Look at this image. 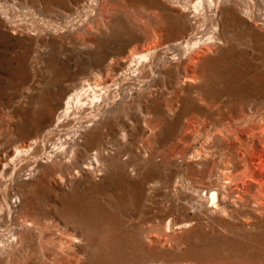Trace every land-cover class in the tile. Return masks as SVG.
<instances>
[{
  "label": "rangeland",
  "instance_id": "obj_1",
  "mask_svg": "<svg viewBox=\"0 0 264 264\" xmlns=\"http://www.w3.org/2000/svg\"><path fill=\"white\" fill-rule=\"evenodd\" d=\"M211 1L0 0V230L65 226L84 264H264V0ZM145 68L105 117L61 137L65 156L9 184L14 148L56 129L75 87L107 92ZM50 80L61 97L44 94ZM105 118L102 163H70ZM17 253L43 264L39 246Z\"/></svg>",
  "mask_w": 264,
  "mask_h": 264
},
{
  "label": "bare ground",
  "instance_id": "obj_2",
  "mask_svg": "<svg viewBox=\"0 0 264 264\" xmlns=\"http://www.w3.org/2000/svg\"><path fill=\"white\" fill-rule=\"evenodd\" d=\"M211 2L214 5L215 1L212 0ZM196 5L193 6L194 9H196ZM220 5L218 3V7ZM192 40L194 38L186 42L187 47H189L188 42H193V47H198L200 40ZM146 58L147 56L144 55L136 57V65L138 66ZM150 67L151 65L149 69ZM149 69L143 71L140 78L125 76L120 83L116 84L114 88L109 89L107 92L104 91V88L99 83L91 84L87 82L80 89L75 87L72 93L64 99V107L57 119L58 126L55 127L56 129L49 131L41 140L34 139L31 143H24L14 148L11 155L13 157L11 160L14 162V170L10 174L9 184L14 182V178L24 169L34 167L38 162L46 163V161L53 157L50 154L51 152L55 154L60 153L61 156H65L67 154V147L65 143L61 142V137L63 135L69 136L85 123H91L93 125L97 120L105 117L111 108L117 104L121 88L124 85L140 83L144 81L145 76L150 77L152 74L148 71ZM46 87L49 89L45 90L44 94L49 95L50 99L61 97L64 90L60 81L56 84L55 81L50 80L46 82ZM109 124H111L110 120L105 118L102 125L95 129L96 132L84 134L81 141L82 148L79 151H74L70 158L72 159L70 163H80L84 165V169L100 165L104 158V153L107 151V147L111 145V142L105 140V138L111 137L113 132L115 133L114 128ZM105 128L107 129L106 132L104 131ZM49 149H51L50 152L48 151ZM87 151H90L92 155L84 159L83 155ZM217 199V190L210 189L207 193V201L211 203L210 207L213 205L217 207L215 205ZM5 207L7 208L8 216H11V207L9 205ZM12 222L9 220L0 230V236L6 237V240L0 242V257L4 260L3 264H19V261H16V255L25 245H28L29 248L40 247L43 264L85 263V261H81L77 253H74L82 247L79 245V237L74 234L75 231L71 232L60 224L52 223L51 225H44L38 221L36 222V220L28 222L22 221L17 225ZM83 223L86 222L82 221L81 217L76 221L78 227L83 228ZM175 228H177V224L174 225L173 220L170 219L166 222L165 231L167 233H173ZM31 260L26 259L23 261V264H34Z\"/></svg>",
  "mask_w": 264,
  "mask_h": 264
},
{
  "label": "snow or ice",
  "instance_id": "obj_3",
  "mask_svg": "<svg viewBox=\"0 0 264 264\" xmlns=\"http://www.w3.org/2000/svg\"><path fill=\"white\" fill-rule=\"evenodd\" d=\"M214 195V194H213Z\"/></svg>",
  "mask_w": 264,
  "mask_h": 264
}]
</instances>
